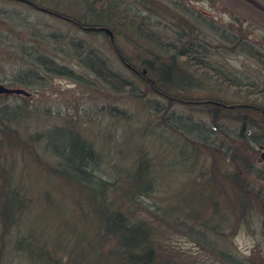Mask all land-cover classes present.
Segmentation results:
<instances>
[{"label": "rangeland", "instance_id": "1", "mask_svg": "<svg viewBox=\"0 0 264 264\" xmlns=\"http://www.w3.org/2000/svg\"><path fill=\"white\" fill-rule=\"evenodd\" d=\"M64 1L71 10L67 11L82 18L80 0ZM173 1L174 5L166 0H115L130 12L129 16L144 19L140 17L135 23L119 19L120 24L130 29L123 27V34H116V38L112 32L111 39L104 30L109 29L107 26H97L107 36L100 30L85 32L40 10L0 0V10L21 15L28 23L23 30L17 27L20 22L10 23L0 17V85L29 93V96L0 94V106H25L17 117L25 134L62 126L65 122L74 124L99 153L97 173L101 180L107 186L113 185L103 205L127 208L132 214L127 222L141 223L139 219L150 222L153 231L150 230L148 245L157 254L156 264H264V144L257 145V152L249 148L250 151L243 148L240 151L252 162L251 173L230 156L234 148L230 139L240 127L231 119L220 121L229 138L220 136L217 149L199 145L194 148L166 126L165 112H157L148 105L166 102L148 92L119 62L114 51V44L119 45L132 63L138 65L140 59L133 46H143L148 41L138 33L134 36L131 33L134 27L146 28L144 20L148 17L158 25L156 31L168 33L176 28L180 18L192 27L201 22L206 24L208 19L213 30L235 39L242 37L264 55V0ZM71 4L77 9H71L74 7ZM184 6L193 12L192 16ZM85 18L89 20L88 16ZM14 28L17 29L13 32ZM201 28L200 32L209 35L204 25ZM51 34L56 35V41L49 40ZM125 34L130 37L126 39ZM209 36L211 39L204 44L213 52V62L218 68L243 80H258L264 86L261 63L240 52L233 43L222 40L220 34ZM72 42L77 44L76 49L82 47L107 60L137 86L139 94L146 95L136 98L131 93L110 92L105 83L79 65L78 59L84 53L78 54ZM147 49L153 50L150 46ZM31 50H41L50 58L73 66L76 77L56 76L42 68L39 73L42 85H9L8 76L30 73L35 59V55L29 54ZM171 106L179 116L193 117L213 130L214 126L199 108ZM9 138L10 144L16 146L7 155L0 154L4 161V168H0V189L15 191L25 198L26 204L13 227L11 224L9 235H4L0 216V264H48L42 256L45 243L56 255L52 259L54 264H122V259L128 257L122 242L116 243L104 227L101 206L96 204L101 197L96 198L94 192L90 194L91 187L83 188L49 169L47 166L54 161L51 154L37 148L34 156L28 155L21 139L11 135ZM139 161H146L154 183L148 195L131 193L137 202L134 206L125 194L130 187L128 176ZM3 174L9 176L10 186ZM2 204L0 195V207ZM31 240L39 248L32 247L31 252L22 250L24 245L19 244Z\"/></svg>", "mask_w": 264, "mask_h": 264}, {"label": "trees", "instance_id": "2", "mask_svg": "<svg viewBox=\"0 0 264 264\" xmlns=\"http://www.w3.org/2000/svg\"><path fill=\"white\" fill-rule=\"evenodd\" d=\"M9 1L40 10L81 31H91L86 29V27L107 26L115 34V38L116 34H123L121 32L123 27L127 30L129 28L120 24L118 22L119 19H122L124 23L131 19L135 23L140 17L143 18V16H129L130 12L115 2V0H80L79 6L82 12H79L82 13V18L69 12L71 10L68 9V2L64 0ZM166 1L172 5L176 3L173 0ZM179 3L182 4L181 2ZM184 8L192 16L193 12H188V8L185 6ZM71 9L75 10L77 8L74 6ZM164 11L167 12L166 10ZM1 16H4L10 23L14 21L20 22L17 27L24 28L23 30L27 29L26 25L28 23L21 15L16 16L10 11L0 10ZM87 16L89 20H86L85 17ZM206 21V24L201 22L198 23L197 27L196 25L192 27L183 18H180L178 19V24L176 23V28L168 33L167 31H156L158 25L147 17L144 20L146 28L142 27L140 30L137 26L136 29L134 27L131 33L132 36L138 33V36L148 41V45L142 46L140 44L137 47L135 44L133 46L134 51L138 53L140 63L138 65L132 63L117 44H114L116 46L114 51L119 62L137 78V81L148 92L164 100L167 105H186L190 108H199L200 111L205 113L209 122L214 126L213 130L205 124L196 121L193 117L182 119L181 124L175 127L167 121L168 118L166 116H163L166 126L178 132L183 137V141L187 140L194 148L199 145V147L217 149L220 136L229 138L225 130L220 127V121L222 119H231L237 122L240 127L237 134L233 133V138L230 137V140H232L230 142L234 144L230 156H233L232 158L235 157L234 159L240 162L242 168L251 173L252 162L249 157L247 158L240 151L243 148L257 152V145L264 144V86L258 80H243L230 72L218 68L213 62V59H215L213 52L204 43L209 42L211 39L210 34H220L222 40L233 43V46L238 47L240 52L252 57L263 66L264 55L248 41H245L246 39L242 37L235 39V36L230 37L226 33H219L213 30L214 26L208 19ZM113 24L118 29H115ZM203 25L210 31L208 32L209 35H204L203 32H200ZM16 29L14 28L12 31L14 32ZM153 29L154 32H152ZM117 30H120V32ZM101 33L107 36L106 32L101 31ZM18 35H20L19 32ZM32 36H34V33H32ZM127 36L130 37L127 34L123 35V37L128 39ZM60 39L59 41L62 42V39ZM49 40L56 41V35L51 34ZM128 44H130L129 41ZM76 45V43L72 42L74 49H76ZM30 46L33 47L31 44ZM147 46H150L153 50L148 51ZM44 51H46V48ZM76 51L81 55L84 53L81 59H78L79 65L92 73L98 81L101 80L105 83L108 86L106 88L110 92L131 93V96L136 98L141 97L143 94L146 95V93L139 94L137 86L125 77L122 72L115 69L107 60L95 56L92 52L83 50L82 47L76 49ZM29 54L35 55V59L32 61L33 67L29 69L30 73L25 75H17L15 73L13 76H8L7 82H9V85L13 86L18 83L28 87L42 85L39 74L42 68H44L46 73L56 76L76 77L73 66L61 63L55 58H50L49 55L42 53L41 50H38V52L31 50ZM155 103L154 105L160 104L159 102ZM231 105L234 107H229ZM23 110H25V106L21 105L15 108L7 105L0 106V135L2 136L0 138V154L4 152L7 155L8 150L16 146L10 144V135L22 140L23 145L27 149L24 153H28V155L34 156V151L37 148H41L46 154H51L54 157V161L52 162L53 164L47 166L49 169L71 182L81 184L83 188L91 187L92 191L89 190L90 194L94 192L96 198L100 199L99 197H101L96 204L101 206L104 227L107 232H110L115 237L116 243L122 242L124 251H126L125 255L128 257L127 259H122V264L123 261L124 264H156L155 257L157 254L154 247L152 249L148 245L151 241L150 230L153 231L150 222L143 219H139L141 223L131 222L130 219V222H127L129 215H132L131 212L125 210L127 208L121 209L120 206L106 207L103 205L106 204L105 196L108 189L113 185L107 186V182L102 181L97 173L99 165L97 161H99L100 156L94 146L70 122H65L62 126L55 125L48 130L25 134L26 131L23 129L21 131L19 128V120L17 118L18 114L22 113ZM184 144L187 145V143ZM222 144L225 145V143ZM0 161L2 162V164L0 163V168H4L3 157ZM150 175L146 161H139L136 169L129 174L130 187L125 196L130 198L134 206H136L134 203L137 202L133 197L131 198V193L148 195L151 192L154 179ZM2 178L9 184V176L7 174H3ZM0 195L3 200V204L0 207V216L4 222L5 235L9 233L11 224L12 227L14 226L13 223L19 218V213L26 202L23 200L25 198L16 194L15 191H6L2 188L0 189ZM111 202L114 203V201ZM119 205L121 204L119 203ZM25 243L19 245H24V248L21 247V249L26 252H31L32 247L39 248L33 240L30 243ZM42 256L47 259L48 264H54L52 259L54 260L56 255L46 243L42 244Z\"/></svg>", "mask_w": 264, "mask_h": 264}, {"label": "bare ground", "instance_id": "3", "mask_svg": "<svg viewBox=\"0 0 264 264\" xmlns=\"http://www.w3.org/2000/svg\"><path fill=\"white\" fill-rule=\"evenodd\" d=\"M149 106H152V108L155 109L157 112H165L163 116H166L168 118L167 121L175 127H178L181 124L182 119H185L182 116L176 114L171 105H163L162 103H160L158 105L153 104Z\"/></svg>", "mask_w": 264, "mask_h": 264}, {"label": "water", "instance_id": "4", "mask_svg": "<svg viewBox=\"0 0 264 264\" xmlns=\"http://www.w3.org/2000/svg\"><path fill=\"white\" fill-rule=\"evenodd\" d=\"M86 29L91 30V31H99V30L101 31V30H103V28H97V27H86ZM104 30H106L108 35L110 36V38L113 39L114 35H113L112 31L109 30V29H104ZM0 94H7V95H11V94H25V95L29 96V93L26 92L24 89L8 87V86H5V85H0Z\"/></svg>", "mask_w": 264, "mask_h": 264}]
</instances>
